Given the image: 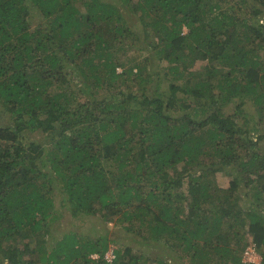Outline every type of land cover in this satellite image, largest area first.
Here are the masks:
<instances>
[{
  "label": "trees",
  "instance_id": "1",
  "mask_svg": "<svg viewBox=\"0 0 264 264\" xmlns=\"http://www.w3.org/2000/svg\"><path fill=\"white\" fill-rule=\"evenodd\" d=\"M0 105V264H264V0H0ZM56 198L141 248L59 230Z\"/></svg>",
  "mask_w": 264,
  "mask_h": 264
},
{
  "label": "rangeland",
  "instance_id": "2",
  "mask_svg": "<svg viewBox=\"0 0 264 264\" xmlns=\"http://www.w3.org/2000/svg\"><path fill=\"white\" fill-rule=\"evenodd\" d=\"M102 1L108 2L109 0H102ZM32 13L33 14L31 16H32L33 24H39L38 12L33 11ZM125 19H126V21H128L129 24L132 25L133 29L139 28V27H137L135 17L130 16V17H127ZM34 26H36V25H32V27H34ZM184 31L186 32L185 29H184ZM140 36H141V37H139L140 40L133 43L134 45L132 46L131 50L128 47V46H131V45H129V42H128L127 43L128 45L126 47L127 50L125 52L124 51L122 52V50L118 51V54H119L121 59L123 57V59L121 60L123 63L127 64V63H129V61L132 60V62L135 61V62L140 63V66L145 67V70L147 71L148 67L150 65H154L155 67H157V64H158V60L155 57L157 52L153 51L150 46L148 47L147 43L157 44V42H159L158 41L159 38L154 37L152 39H149L145 43V41L142 39L143 36L142 35H140ZM121 45H123L122 42L121 43L117 42V45H116L117 47L115 50H118L119 49L118 46H121ZM142 51L146 52L145 57L148 58L147 62L143 61L144 56L142 57V55H141ZM204 65H205V62L203 60L196 61L194 63V65L192 66L191 70H193V71L195 70V71L200 72V69ZM207 68H209V67H207ZM67 71L69 72L70 69H68ZM134 71H135V69H134ZM121 72H122L121 68L116 69L117 74H120ZM153 77H155V76L152 75L151 78H153ZM69 79L72 83L71 84L72 87H74L75 89H78V86H79L78 82L80 81L78 75L77 76H70ZM153 82L151 84H153ZM55 89L56 88H54V90ZM178 95L182 97L184 94L178 93ZM187 100L188 101L191 100L192 102H194V99H187ZM0 108H1V105H0ZM225 112L231 113L232 112V105L229 104V106L225 107ZM30 139L32 141H34L35 138L33 139V137H31ZM215 177L217 178L218 185L221 188H224L226 186V183L229 180L228 177H226L224 174H221V173L216 174ZM214 185L216 186V184H214ZM56 187H57V184H56ZM59 187H61V186L59 185ZM225 188H227V187H225ZM57 189H58V187H57ZM241 189H243V188H241ZM52 195H55V194H52ZM56 200H57V206L58 207L63 204L62 209L59 212V214L61 216L60 222L62 223V226L59 227V230H61V231L76 230L77 233L82 232L83 234L91 235L92 233H90L88 231V228L93 227L94 228L93 235H99V234L104 235V232L107 230L108 231L106 234L107 239L108 238H109V240L113 239L115 241H118L119 243L122 242L128 248L132 247L134 249V251H137V249L140 247V245L138 243H136V242H139L138 241L139 237L136 236V240H137L136 241L133 236L129 237L128 235H126L123 231V228H122L123 225L116 221V219H117L116 217L112 218V221L106 226L102 225L101 221H97L96 217L85 218L83 221H82V218H79V219H75L73 217L71 218L70 213H69V208L66 209V206H65V201H66L65 198H62V202H60L58 198H56ZM53 228H58V227L56 225H53ZM125 236H126V239H125ZM247 242L249 243V247L247 249L251 248L254 251V253H252V255L250 257L253 259V261L256 264H259L261 262V257L258 253V250H256V248L251 243L249 238H248ZM114 247L112 245H110V247L108 248L107 251L113 250ZM115 248H117V247H115ZM156 249H157V247L155 245H148V246L142 247V252H146L150 255L151 252H154V253L157 252ZM262 250H264V249H262ZM24 253L29 254V249L27 247L24 249ZM168 254H170L171 257ZM149 255H144L142 257L143 260L144 259H150L151 256H149ZM162 256L164 259L168 258V260H167L168 264H187L189 262L188 258L182 259V257H180L178 254L174 253V251L169 252L167 247H164V252H163ZM169 257L172 259L170 260ZM242 261L248 262V259L247 258L244 259V257H242Z\"/></svg>",
  "mask_w": 264,
  "mask_h": 264
},
{
  "label": "built area",
  "instance_id": "3",
  "mask_svg": "<svg viewBox=\"0 0 264 264\" xmlns=\"http://www.w3.org/2000/svg\"><path fill=\"white\" fill-rule=\"evenodd\" d=\"M252 253H254L253 249H246L245 252L243 253V257L244 259L247 258L248 259V262L247 263H255L253 261V259L250 257L252 255ZM97 255H92L91 258L92 259H97ZM103 259L106 261V262H111L113 259H114V253H113V250H109L107 252L104 253V256H103ZM244 262V261H243Z\"/></svg>",
  "mask_w": 264,
  "mask_h": 264
},
{
  "label": "clouds",
  "instance_id": "4",
  "mask_svg": "<svg viewBox=\"0 0 264 264\" xmlns=\"http://www.w3.org/2000/svg\"><path fill=\"white\" fill-rule=\"evenodd\" d=\"M247 248H248V247H247ZM247 248H246V249H247ZM246 249H245V250H246ZM245 250H244V252H245ZM106 252H107V251H106ZM244 252H243V253H244ZM243 253H242V257H243ZM241 261H242V260H241ZM242 262H243V261H242ZM244 263H247V262H244ZM253 264H256V263H253Z\"/></svg>",
  "mask_w": 264,
  "mask_h": 264
}]
</instances>
